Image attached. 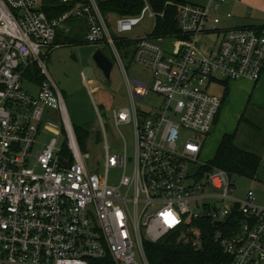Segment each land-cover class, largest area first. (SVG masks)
<instances>
[{
  "label": "built area",
  "instance_id": "1",
  "mask_svg": "<svg viewBox=\"0 0 264 264\" xmlns=\"http://www.w3.org/2000/svg\"><path fill=\"white\" fill-rule=\"evenodd\" d=\"M57 1L71 8L50 19L42 0H0V264H108V258L113 264H149L146 241L187 232L200 246L194 223L211 219L221 227L234 212L242 219L228 236L217 230L216 241L230 264H264V207L256 204L254 192L236 200L227 172L203 171L207 164L191 181L188 171L222 108V98L208 88L261 81L264 27L224 28L222 6L228 0L206 5L169 0L166 6L179 10V31L157 37L165 12L155 11L149 0H143L139 15L123 17L103 16L98 0ZM72 18L87 25L86 42L111 47L126 79L129 105L114 109L109 120L96 108L105 140L102 173L90 149H82L64 96L47 70L51 54L64 47L57 28ZM146 18L154 21L151 32L124 36ZM120 41L130 44L135 63L150 75L147 82L128 78ZM34 66L44 76L40 83L27 77ZM87 89L93 96L96 89ZM151 95L161 97L155 107L145 104ZM106 120L123 147L108 145ZM129 126L132 153L121 133ZM182 130L194 136L180 144ZM48 135L53 138L43 141ZM205 180L223 191L210 197L230 205L193 209L206 197L197 195Z\"/></svg>",
  "mask_w": 264,
  "mask_h": 264
},
{
  "label": "rangeland",
  "instance_id": "2",
  "mask_svg": "<svg viewBox=\"0 0 264 264\" xmlns=\"http://www.w3.org/2000/svg\"><path fill=\"white\" fill-rule=\"evenodd\" d=\"M252 13L253 11L249 13L247 8H240L238 12H231L234 18L223 15V27L236 28L239 25H246L254 18ZM153 25L154 21L146 18L133 32L126 33L124 36L131 39L139 38L151 32ZM255 27L261 28L264 25ZM80 28L81 30L77 32ZM86 33L87 25L78 19L72 18L61 24L57 28V34L61 42L64 43V47L51 54L47 60V70L64 96L72 124L80 130L81 145L84 150L90 149L93 163L94 161L99 163L101 167L98 168V172L102 173L105 140L100 131L96 108L104 119L109 120L114 109L129 105V101L125 75L111 47L103 42H86ZM118 49L128 78L147 82L150 75L135 63L133 53L125 45ZM98 51H101L113 63L110 81L106 80L103 72L94 61V55ZM87 87L91 90L96 89L93 96L89 95ZM229 88V97L222 108V110L226 109L225 113L228 114L229 127L233 124L234 119L237 121L238 117H244L245 120L240 124L238 122L237 126L239 130L238 145L262 157L261 167L255 180L238 175H229L234 190L231 196L236 200H245L248 192L253 191L256 204L264 207V88L260 87V82L257 85L247 82H229ZM224 89L221 84H213L208 88L210 94L217 98L223 97ZM27 90L35 94L38 87L31 89L27 87ZM160 99L159 96L151 95L145 99V104L155 107ZM108 120H106L108 145L111 148L123 147V141L119 134L109 126ZM121 133L132 153L135 145L133 127H124L121 129ZM213 135L214 133H211L206 137L198 162L192 163L188 167L191 181H195L193 174L198 171V168L210 164L214 158L219 138ZM193 136V132L182 130L179 143L183 144ZM52 138L51 135H48L44 136L42 140L50 141ZM204 183V191L197 195L206 197L193 203V209L201 211L204 205L218 209L223 208L225 204L230 205V201L210 197L211 195H221L223 191L216 189L208 180H205Z\"/></svg>",
  "mask_w": 264,
  "mask_h": 264
},
{
  "label": "trees",
  "instance_id": "3",
  "mask_svg": "<svg viewBox=\"0 0 264 264\" xmlns=\"http://www.w3.org/2000/svg\"><path fill=\"white\" fill-rule=\"evenodd\" d=\"M157 12H165L163 18L158 19L157 26L154 31L155 36H164L177 33L179 10L175 6H166L169 0H149ZM181 2V1H177ZM43 9L50 19H55L65 12L71 6L61 5L57 0H42ZM101 13L105 17H123L139 15L144 7L143 0H98ZM58 42L61 40L57 39ZM127 47L123 41L117 43L119 47ZM131 51V50H129ZM132 52V51H131ZM27 77L35 79L37 83L44 80V76L34 66L27 72ZM224 94L222 97V108L224 107L229 94V82H223ZM221 108V111H222ZM220 113L216 117L215 126L218 123ZM244 117L240 118L239 124L244 121ZM74 130L80 143V130L74 126ZM238 128L233 134H225L215 152L214 158L207 168L203 171H210L213 168L221 169L228 175H238L255 180L261 167L262 157L257 153L240 147L237 144ZM81 145V143H80ZM82 149L84 147L81 145ZM242 219L241 214L234 212L225 221L224 225L215 228L211 219L200 220L194 223L199 229L197 234L201 239V245L193 244L191 233L172 234L158 243L145 242V252L149 264H230L228 257L220 244L215 239V232L221 230L224 236H228L232 226H237L239 220ZM108 264H113L111 259H107ZM96 264H103L102 261H95Z\"/></svg>",
  "mask_w": 264,
  "mask_h": 264
},
{
  "label": "crops",
  "instance_id": "4",
  "mask_svg": "<svg viewBox=\"0 0 264 264\" xmlns=\"http://www.w3.org/2000/svg\"><path fill=\"white\" fill-rule=\"evenodd\" d=\"M174 1H182V0H174ZM184 1L189 2V3L199 4V5H206L208 3V0H184ZM240 8L249 9V13L250 11H253L252 15H254V18L251 19L252 21L247 23L246 25H239L238 27H243V26H246V27L254 26L255 27L259 25H264V0H228L227 3L222 6V15H225L227 12H230V13L233 11L238 12ZM241 82L251 83L246 80L241 81ZM257 84H254V85H257ZM260 87L264 88V75L260 81ZM225 110L226 109L222 110L220 117L218 119V123L214 127V130L212 132V134L214 133L213 136L216 135V137L219 138V143L217 145V148L225 134H233L236 131V129L238 128L237 127L238 122L240 120V117H238L237 121L234 119L233 124L231 125V127H229L230 122L228 119V114L225 113ZM237 140H238V137H237Z\"/></svg>",
  "mask_w": 264,
  "mask_h": 264
},
{
  "label": "water",
  "instance_id": "5",
  "mask_svg": "<svg viewBox=\"0 0 264 264\" xmlns=\"http://www.w3.org/2000/svg\"><path fill=\"white\" fill-rule=\"evenodd\" d=\"M94 61L97 67L103 72L107 81L111 79V73L113 70V63L105 56L101 51L96 52L94 55ZM222 224V222H215L214 226L218 227Z\"/></svg>",
  "mask_w": 264,
  "mask_h": 264
}]
</instances>
